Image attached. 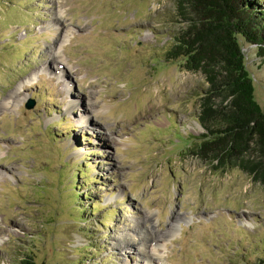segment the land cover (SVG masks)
I'll return each mask as SVG.
<instances>
[{"label":"rangeland","instance_id":"obj_1","mask_svg":"<svg viewBox=\"0 0 264 264\" xmlns=\"http://www.w3.org/2000/svg\"><path fill=\"white\" fill-rule=\"evenodd\" d=\"M184 27L177 0H0V264H264V187L192 152Z\"/></svg>","mask_w":264,"mask_h":264},{"label":"trees","instance_id":"obj_2","mask_svg":"<svg viewBox=\"0 0 264 264\" xmlns=\"http://www.w3.org/2000/svg\"><path fill=\"white\" fill-rule=\"evenodd\" d=\"M177 11L185 27L166 57L181 59L206 83L196 117L203 132L192 152L217 168L237 167L264 187V111L240 45L242 38L255 46L264 64V0H177ZM16 264L37 263L23 255Z\"/></svg>","mask_w":264,"mask_h":264},{"label":"bare ground","instance_id":"obj_3","mask_svg":"<svg viewBox=\"0 0 264 264\" xmlns=\"http://www.w3.org/2000/svg\"><path fill=\"white\" fill-rule=\"evenodd\" d=\"M66 75V74H65ZM13 94H15V95H17V92H13ZM13 96V95H12ZM10 98V97H9ZM9 98H5V99H3V101L1 102V106H3V107H5V106H7L9 103H10V99ZM15 100V99H14ZM13 100V101H14ZM12 101V102H13ZM13 104V103H12ZM167 231H169L168 229L166 230V232ZM147 234H149L148 235V239H149V241H150V243H154V245H162V244H160L159 243V241L161 240H164V235H166V233H162V234H155V233H152L151 231L149 232V233H147ZM128 241H130V242H132V244L133 243H135L132 239H129ZM146 239H140V244L141 245H145V249L144 250H141V249H138V253H140V254H142L143 255V257L144 258H146L147 259V261H150L151 259H158V260H160V263H163L161 260H162V258L160 257V255L158 254V252H156V251H154L153 249H149V250H146V246L148 247V244L146 245ZM149 243V244H150ZM151 245V244H150ZM140 246V245H139ZM164 264V263H163Z\"/></svg>","mask_w":264,"mask_h":264},{"label":"water","instance_id":"obj_4","mask_svg":"<svg viewBox=\"0 0 264 264\" xmlns=\"http://www.w3.org/2000/svg\"><path fill=\"white\" fill-rule=\"evenodd\" d=\"M240 45H241V50L244 54V60H245V57H246V54L244 53L245 51V48H244V45H242L241 41H240ZM246 64V63H245ZM33 105V101H29L27 104H26V108H30L31 106Z\"/></svg>","mask_w":264,"mask_h":264}]
</instances>
